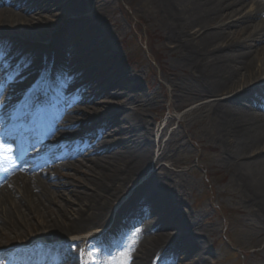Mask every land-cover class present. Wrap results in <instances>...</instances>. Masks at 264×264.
Wrapping results in <instances>:
<instances>
[{"label":"bare ground","instance_id":"bare-ground-1","mask_svg":"<svg viewBox=\"0 0 264 264\" xmlns=\"http://www.w3.org/2000/svg\"><path fill=\"white\" fill-rule=\"evenodd\" d=\"M63 1L0 0V26L26 32L34 20H39L38 17L42 16L43 11L52 12ZM156 1L168 26L166 36L177 44L174 50L182 55L191 75V84L180 87L175 85V88L179 93H186L184 95L190 97L189 101L200 102L196 109H205L213 117L218 140L223 148L222 155L233 169L237 184L247 198L245 203L256 208L264 220V87L247 88L253 83L264 81V66L257 63L264 55V0ZM76 4L81 5L79 2ZM248 5H251L249 9ZM4 6H11L12 9L3 11ZM33 10L36 12L31 14ZM80 23L81 27L71 32L73 37L69 43L65 38H58L55 43H51L53 51L48 52V58L40 67L32 68L37 60H33L26 67V70L34 71L37 85L31 88L29 94L24 91L27 96L22 104L27 105L25 102L41 84L57 91L62 103L44 108L43 105L35 107L29 113L31 125L40 124L43 127L40 135L32 138L25 134L19 138L22 145H26L17 151V155H26L27 147L34 141H39L40 152L48 153L46 159L56 169H73L74 163L82 160L90 171L89 176H80L76 171L75 174L68 173L66 176L77 187H85L89 191L73 188L68 190L72 199H80L81 203L79 208L68 210L58 200L60 193L57 194L51 189L59 185L60 182L54 180H58L60 175L47 177L12 161L5 165L8 168L6 173L0 171V230L9 228L12 232L37 226L41 221L54 220L51 227L42 231L46 235H66V227L79 226L86 217H104L113 201L119 199L129 184L134 182L140 170L143 171L151 165L154 129L146 118L148 103L143 95L132 94L139 85L133 83L128 72L119 64L120 59L108 54L107 46L102 41L106 31L97 30L96 25H87L84 19ZM78 33L80 35L76 37ZM95 45L99 47V53L92 57L86 49ZM75 46L87 48L83 47L75 53ZM94 61L95 64L98 61L111 64L110 71L114 72L115 84L105 83L102 79L104 74H92L90 69L95 65ZM81 85L85 87V94L78 92ZM119 87L126 89L125 95L133 110H123L107 122L105 126L111 124L115 127L109 131H101L103 134L98 135L101 139L95 144L98 148H103L111 144L116 138L113 134L118 133L123 139L122 146L110 156H104L102 163L91 157L83 158L86 160L84 161L75 156H67L65 161L53 164L56 147L72 144L70 148L74 152L81 149L77 131L69 126L76 124L75 115L82 113L88 120L92 118L88 110L82 111L81 107L68 109L69 103L65 96L77 93V96L73 95L72 101L85 103L92 97L95 98L97 90ZM241 87L246 88L231 95ZM24 92L9 86L2 99L6 106L0 107V140H3L2 123L8 120V113L14 115L16 112L17 103L10 98L22 97ZM148 98L152 101L155 96L151 93ZM243 101L247 103L244 104ZM119 102H113L108 108L111 111L118 107L124 109ZM59 117L62 119L60 123L57 122ZM51 126L53 128L46 132L45 128ZM58 127L67 130H60ZM46 137L48 138L44 140ZM64 138L70 139L69 142L63 140ZM106 151L103 148L101 154ZM163 158L164 152L157 157L154 167L163 170ZM22 171H26V176L21 175ZM65 195L63 193L62 197ZM70 199L71 197L67 198L68 201ZM172 207L176 208L173 204L171 209L162 206L159 213L153 208L155 222L161 227L170 229L173 226L185 232L181 236L171 231L158 234L152 246L145 248L134 264H150L157 252L169 255L177 249L172 247L178 244L180 238L178 251H183L190 258L188 263L183 264H205L206 243L202 233L195 230V217L181 212L176 215ZM70 215L75 216L69 217ZM59 217L62 221H57ZM70 218L74 221L66 222ZM4 232L5 230L2 234ZM67 244L54 243L50 246H37L36 250L30 249L27 251V255L31 256L30 264H57L56 256L61 250L60 246Z\"/></svg>","mask_w":264,"mask_h":264},{"label":"rangeland","instance_id":"rangeland-1","mask_svg":"<svg viewBox=\"0 0 264 264\" xmlns=\"http://www.w3.org/2000/svg\"><path fill=\"white\" fill-rule=\"evenodd\" d=\"M76 2L81 5L77 6ZM250 7L251 5H248L247 9ZM10 8L12 9L11 6H4L2 9L10 11ZM35 12L36 10H33L31 14ZM38 18L26 32L0 26V43L7 46L6 58H0V79L5 71L12 75L19 72L9 86L29 94L31 88L37 85V81L34 71L30 72L26 67L30 66L33 60H37V64L32 68L40 67L48 58V52L53 51L51 43H55L58 38H65L69 43L73 37L71 32L78 30L81 27L80 22L84 19L87 25H96L97 30L106 31L102 41L107 46L108 54L117 56L120 59L119 64L128 72L133 83L139 85L132 94L140 93L148 103L146 118L154 129V149L151 165L143 171L140 170L134 182L129 184L119 199L113 201L104 217L95 218L88 215L79 226L66 227V235H46L42 231L51 227L54 220L39 221L37 226L12 232L6 228L0 230V247L23 249L27 254L30 249L36 250L37 246L42 245L65 242L84 248L89 241H102L105 248L116 250L113 247L115 241L129 243L131 238L134 243H130V264H134L137 256L145 248L152 246L158 234L171 231L181 236L185 232L173 226L170 229L161 227L154 220L153 208L159 213L162 211L160 207L171 209L173 204L176 207H172L176 215L181 212L195 217V230L202 233L206 243L205 264H264L262 215L256 208L245 203L247 198L244 197L241 186L237 184L233 169L222 155L223 148L218 140L213 117L205 109H196L200 102L189 101L190 97L184 95L186 93H179L175 88V85L180 87L191 84V75L182 55L174 50L177 44L166 36L168 26L157 1L64 0L54 11H43L42 16ZM79 35L78 33L76 37ZM83 47L75 46L73 49L77 53ZM86 51L94 57L99 53V47L89 46ZM257 63L264 66V55ZM110 67L109 62L98 61L90 71L95 76L104 74L102 79L105 83L115 84L114 72L110 71ZM83 86L78 88L80 94L86 93ZM258 87H264V81L253 83L247 88ZM245 88L241 87L231 95ZM37 91L43 96V102L39 106L60 104L62 101L57 91L48 89L46 85L41 84ZM126 92L123 87L97 90L95 98L90 97L92 101L85 103L72 101L73 95L77 96V93L65 96L66 102L69 103L68 109L81 107L82 111L88 110L92 116L88 120L82 113L77 114L76 124L69 125L73 126L72 130L77 131V139L80 140L81 149L76 153L79 159L91 157L93 160L99 159L102 163L104 156H110L122 146L123 139L118 133L113 134L116 138L111 144L103 147L107 150L104 154H101L103 148H98L95 142L101 139L99 133L115 127L105 124L117 116L116 114L123 110H133ZM151 93L155 99L149 101L148 96ZM6 94L0 95V100ZM23 96L26 98V93ZM24 98L21 97V101ZM19 99L20 96L10 98L14 103H18ZM21 101L18 103L20 107ZM118 101L124 109L118 107L111 111L108 106ZM32 107L28 105L26 111ZM24 118L25 115L19 121H14L15 129L13 121L5 124L6 135L11 132L19 135L29 129L27 124H23ZM61 121L59 118L58 123ZM63 140L69 142L70 139ZM71 145L56 148L55 163L63 162L67 156H71ZM163 152L161 165L164 169L160 170L154 167V162ZM8 155L12 157L13 152ZM38 156L39 150L30 152L22 156L26 157L23 162L34 163L31 167L34 169L40 164L41 158L38 160ZM84 164L80 160L74 163L73 169H56L49 166L48 161H44L34 171H42L47 177L60 175L58 180H54L60 182L59 185L51 189L57 194L60 193V204L71 210L79 208L81 203L80 199H72L68 190L73 188L84 191L85 187H77L70 182L66 174H75L76 171L80 176H89L90 171ZM63 193L66 195L62 197ZM68 197H71L69 201ZM61 219L59 217L57 221H62ZM72 221V218L66 220L68 223ZM180 240L181 238L178 239V244L172 247H177L174 252L169 255L157 252L150 264H167L169 260H174L175 264L188 263L190 258L186 257L183 251H178ZM78 253L79 248L76 250L77 256Z\"/></svg>","mask_w":264,"mask_h":264},{"label":"snow or ice","instance_id":"snow-or-ice-1","mask_svg":"<svg viewBox=\"0 0 264 264\" xmlns=\"http://www.w3.org/2000/svg\"><path fill=\"white\" fill-rule=\"evenodd\" d=\"M7 56V46L0 43V58H6ZM19 72L15 75L7 73L0 80V95L7 93L9 84L14 81ZM48 79V78H46ZM6 99V97H5ZM43 102V96L39 91H33L28 101L25 103L29 106L39 107ZM3 100H0V107H5ZM23 115L22 113H17L13 115L8 113L7 118L13 121V128L16 125L14 121ZM30 115V114H28ZM16 137H12V143H16ZM13 148L10 143L5 140H0V171L7 172L8 168L5 166L12 162V157L8 153H12ZM17 159H22V155L16 157ZM129 243H124L123 241H115L113 248H105L104 242H87V246L80 248L78 244L69 243L67 246L61 245V250L57 253L56 259L59 264H130V243L134 241L129 238ZM79 248L78 256L76 255V250ZM31 256L24 253L23 249H16L14 247L2 248L0 247V264H30ZM167 264H175L174 260H169Z\"/></svg>","mask_w":264,"mask_h":264}]
</instances>
